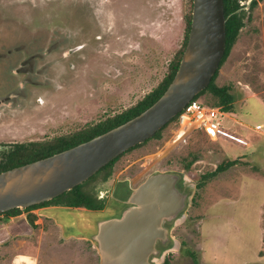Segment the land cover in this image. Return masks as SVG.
Wrapping results in <instances>:
<instances>
[{
	"label": "rangeland",
	"instance_id": "rangeland-1",
	"mask_svg": "<svg viewBox=\"0 0 264 264\" xmlns=\"http://www.w3.org/2000/svg\"><path fill=\"white\" fill-rule=\"evenodd\" d=\"M248 1L240 3L248 8ZM191 9L192 0H0V99L22 89L26 101L21 96L13 107L0 108V151L16 141L72 133L142 98L183 46ZM245 14L214 82L229 85L233 94L221 124L248 144L213 139L198 128L177 136V120H171L157 136L121 154L110 181L102 183L99 174L92 182L108 200L117 177L128 174L138 184L152 172L172 174L167 202L157 205L175 210L172 221L166 232L158 225L157 241L143 260L138 254L134 261L129 252L135 264H161L164 257L168 264H195L190 251L204 264H264V0ZM25 77L31 83L20 88ZM197 97L207 105L218 98L210 89ZM225 159L236 163L202 176ZM30 239L36 245L41 237ZM72 241L60 264H104L107 254L97 242ZM8 242L0 259L23 243L3 244Z\"/></svg>",
	"mask_w": 264,
	"mask_h": 264
},
{
	"label": "water",
	"instance_id": "water-1",
	"mask_svg": "<svg viewBox=\"0 0 264 264\" xmlns=\"http://www.w3.org/2000/svg\"><path fill=\"white\" fill-rule=\"evenodd\" d=\"M225 22L223 0H192L184 50L171 81L159 97L138 114L89 139L1 170L0 213L61 194L129 147L153 136L209 83L219 68L225 50ZM171 181H165L164 190ZM129 248L130 243L115 234L101 251L110 254L109 264H121L122 260L124 264H135L128 257Z\"/></svg>",
	"mask_w": 264,
	"mask_h": 264
},
{
	"label": "crops",
	"instance_id": "crops-1",
	"mask_svg": "<svg viewBox=\"0 0 264 264\" xmlns=\"http://www.w3.org/2000/svg\"><path fill=\"white\" fill-rule=\"evenodd\" d=\"M113 172L115 173L116 170H112ZM112 176V174L109 176L108 181L112 179ZM171 176L170 172H152L145 175L138 184H133L132 178L128 174L117 177L110 192L104 188L109 193L108 200L106 198L105 206L101 209L48 204L29 210L22 209L18 213L1 212L0 248L9 246V242L3 244L5 241H23V243L20 250L13 251L8 257H2L0 264H53L52 261L60 264L59 258H64L66 255L63 249L73 250L69 246L73 242L72 240L81 242L83 239H91L97 242L98 247L102 249L104 243H107L115 234L120 240L130 243L128 251L134 261L138 254L142 256L143 260L144 256L149 255L150 249L157 241L153 232L161 231L158 229V225L161 224V228L166 232L167 228L164 225L166 222L168 224L172 221L174 209L167 212L165 209L157 208V203H162V206L166 203L165 199L172 185L168 183L166 190L163 188L165 181L169 180ZM174 191L172 189V192ZM163 193L165 195H162ZM102 195L107 196V193L99 192V196ZM179 201L182 207V201ZM112 206H115L116 209H113ZM107 209L114 212L117 210L118 214L105 218L103 212ZM78 212L82 217L75 215ZM30 213L31 217L28 215ZM31 218H33V223L30 221ZM91 225L94 227L92 232L87 230ZM35 235L43 238L42 244L41 239L37 240L36 245L32 244L33 241L30 238ZM143 236L144 239H142ZM30 246L34 249H30ZM45 247H47L46 253H42L41 249ZM3 254H5L4 251L1 255ZM42 256L43 258L40 260ZM105 258L107 260H103ZM105 258L101 257L102 263L109 264L110 254L107 253Z\"/></svg>",
	"mask_w": 264,
	"mask_h": 264
},
{
	"label": "trees",
	"instance_id": "trees-1",
	"mask_svg": "<svg viewBox=\"0 0 264 264\" xmlns=\"http://www.w3.org/2000/svg\"><path fill=\"white\" fill-rule=\"evenodd\" d=\"M257 3V0H250L248 8L244 7V3H240V0H223L224 5V14L226 16L225 22V50L220 59L219 66L225 60L229 50L231 49L232 45L237 39L239 34L240 28L244 25V17L245 12L247 9L253 8V6ZM249 16V14L247 15ZM191 22V12L186 16V33L184 37L183 46L181 49L176 53L175 57L169 62L168 71L164 75V77L159 81L157 86L153 89L148 91L142 98L137 100L135 103L130 105L129 107L124 108L123 110L115 113L111 116L106 117L104 120H101L95 124L88 125L82 127L72 133L59 135L51 140L47 141H29L25 143H17L15 145H11L8 150H3L0 156V171L10 168L12 166L22 164L56 151L62 150L64 148L70 147L74 144H77L81 141L91 138L94 135H97L127 119L130 117L138 114L140 111L145 109L149 106L152 102H154L159 95L164 91L168 83L171 81L181 58L182 52L184 50L189 27ZM218 69L215 70L209 83L197 94L194 95L193 98L199 96L202 92L206 89H210L218 98L215 102V105H220L223 110H229L233 101V94L229 91V85H217L214 82V78L217 75ZM171 120H177V114L173 116ZM167 124V123H166ZM165 124V125H166ZM164 125V126H165ZM163 126V127H164ZM159 128L151 137H155L159 134L160 130L163 128ZM149 137V138H151ZM149 138L145 139L144 141L135 144L132 147H129L124 152L138 146ZM124 152L118 154L111 160H109L106 164H104L100 169H98L95 173L89 176L87 179L83 180L82 182L74 185L72 188L62 192L61 194L50 198L48 200H44L35 204H31L25 207H13L4 213H16L21 210V208L25 210H29L31 208H35L42 205L48 204H62V205H69V206H85L90 209H101L105 206L106 203V195L99 196V189L94 187L92 182L95 180L97 175H101V182L103 183L106 181L109 176L112 174L113 164L116 159L123 154ZM236 163V159H225L221 162L217 163L215 168L211 171L204 173L203 177H208L211 175H215L216 173L225 170L232 164ZM203 184V181L197 182L196 185ZM30 217L32 214H28ZM33 223V218L30 219ZM190 255L195 264H204L199 263L195 253L190 251ZM161 264H168V258L164 257Z\"/></svg>",
	"mask_w": 264,
	"mask_h": 264
},
{
	"label": "built area",
	"instance_id": "built-area-1",
	"mask_svg": "<svg viewBox=\"0 0 264 264\" xmlns=\"http://www.w3.org/2000/svg\"><path fill=\"white\" fill-rule=\"evenodd\" d=\"M224 112L221 106L204 104L198 97L190 99L177 113L179 130L177 136L182 135L188 128L202 129L213 139L229 138L242 144H248L241 136L227 130L221 124ZM260 124L255 127L259 128Z\"/></svg>",
	"mask_w": 264,
	"mask_h": 264
},
{
	"label": "flooded vegetation",
	"instance_id": "flooded-vegetation-1",
	"mask_svg": "<svg viewBox=\"0 0 264 264\" xmlns=\"http://www.w3.org/2000/svg\"><path fill=\"white\" fill-rule=\"evenodd\" d=\"M25 69L26 68H23L22 66H20V72H24ZM26 83H31V81H30L29 78H26L25 77V78H23V80L21 82H19L18 86L21 88ZM4 85H6V84H4ZM7 94H8L9 99L8 100H2V99H0V108H2V106L13 107L14 106L13 100H16L18 97H21V96L23 97L24 103L26 102L25 101V95H23L22 89L12 90V91H9ZM32 100H33V97L29 98L27 100V102H31ZM35 100L39 101L38 97H35ZM17 104L20 105V103H17ZM0 141H1V139H0ZM29 141H35V140L29 139ZM29 141H27V142H29ZM25 142L24 141H16V142L13 143V145H15L17 143H25ZM35 142H38V141H35Z\"/></svg>",
	"mask_w": 264,
	"mask_h": 264
},
{
	"label": "bare ground",
	"instance_id": "bare-ground-1",
	"mask_svg": "<svg viewBox=\"0 0 264 264\" xmlns=\"http://www.w3.org/2000/svg\"><path fill=\"white\" fill-rule=\"evenodd\" d=\"M188 129H189V128H188ZM188 129H187L186 131H188ZM117 219H118V218H117ZM102 220H103V219H102ZM118 220H119V219H118ZM118 220H117V221H118ZM155 220H156V219H155ZM104 221H105V220H104ZM117 221H116V222H117ZM99 222H101V221H99ZM110 223L112 224V222H110ZM112 225H113V224H112Z\"/></svg>",
	"mask_w": 264,
	"mask_h": 264
}]
</instances>
